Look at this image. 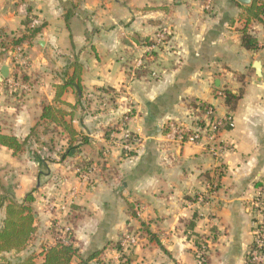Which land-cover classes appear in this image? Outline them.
<instances>
[{"label": "crops", "instance_id": "crops-1", "mask_svg": "<svg viewBox=\"0 0 264 264\" xmlns=\"http://www.w3.org/2000/svg\"><path fill=\"white\" fill-rule=\"evenodd\" d=\"M204 4L0 0V31L21 36L28 18L32 27L44 25L22 45L18 64L13 50L0 48V77L9 67L0 82V134L24 141L43 123L46 105L62 109L76 131L73 139L47 123L51 130L18 156L0 145V180L17 176L8 192L19 203L33 194L36 229L23 251L0 256L3 264L29 256L41 264L58 232L74 236L72 264H198L200 245L206 264H248L252 203L260 191L264 200V15L250 18L253 4L236 0H214L210 11ZM246 29L259 43L257 52L243 46ZM163 30L166 41L154 47ZM76 65L82 91L68 88L60 103L57 90ZM226 92L238 97L233 108ZM196 105L233 116L234 127L218 134L217 142L229 147L223 155L204 142L165 143L168 127L190 124ZM128 110L126 128L139 138L130 154L118 142ZM57 131L63 149L53 147ZM135 203L145 206L140 216ZM4 219L3 208L0 230ZM132 232L140 245L123 249L122 237Z\"/></svg>", "mask_w": 264, "mask_h": 264}, {"label": "trees", "instance_id": "trees-1", "mask_svg": "<svg viewBox=\"0 0 264 264\" xmlns=\"http://www.w3.org/2000/svg\"><path fill=\"white\" fill-rule=\"evenodd\" d=\"M247 12L250 18L262 21L261 17L264 15V5L255 1L251 7L247 8ZM32 22V18H28L25 21V31L21 36L9 35L4 31H0V48L3 53L14 50L16 47H22L25 42L32 41L42 32L44 25L32 27ZM242 43L249 51L257 52L259 50L257 39L251 33L247 32V29L243 31ZM75 67V72L72 77L57 90L56 99L60 103L62 96L68 88H75L79 92L82 91L81 69L78 65ZM17 70L19 71L20 68L17 67ZM14 77L16 78V75ZM237 100V96L231 92H226V102L229 106L233 108ZM66 116L67 114L62 109L47 105L43 106L41 116V122L43 123H38L24 141L21 142L13 135L0 134V145L9 148L15 156H18L27 150V146L33 140L39 142L41 133L47 134L51 130L47 123L61 126L74 139L76 131L68 124L65 119ZM34 201L32 193L28 194L22 203L7 198H2L0 201V212L3 208L5 209V219L3 221V227L0 230V256L11 251H23L32 240L36 231L34 226L35 210L32 207ZM60 236L62 234L58 232L55 236V245L46 250L44 261L41 264H72L73 258L78 255V249L74 247V236L72 233L67 232L64 238L66 242ZM0 264H3L2 260ZM18 264L38 263L35 261V256H29L21 260ZM80 264H87V262H81Z\"/></svg>", "mask_w": 264, "mask_h": 264}, {"label": "built area", "instance_id": "built-area-1", "mask_svg": "<svg viewBox=\"0 0 264 264\" xmlns=\"http://www.w3.org/2000/svg\"><path fill=\"white\" fill-rule=\"evenodd\" d=\"M206 11H210L213 7L214 0H204ZM167 39V32L163 30L156 39L153 40V46L164 43ZM17 57V63L22 57V47H16L13 50ZM18 64V63H17ZM16 81H12L14 86ZM193 117L190 124H171L164 134L165 143L176 145L181 148L184 145H195L204 142V147L208 148L212 153L218 151L219 156L229 150L224 143L217 142L218 134L225 128L232 129L234 127L233 116L228 114L224 117H218L215 108L209 105H196L193 109ZM131 111L128 110L123 118V135L118 140L119 147L124 153L130 154L134 151L136 145L139 144V138L126 128L129 121ZM86 177V176H85ZM199 201L204 202V195L199 196ZM135 214H140L145 210V206L135 203ZM252 210L255 213L252 222L253 242L247 253L248 264H264V200L260 191L252 203ZM64 239V238H63ZM66 242V240L64 239ZM141 243L140 235L137 232L125 234L120 242L123 249L132 246H138ZM198 264H204L207 260L206 248L202 246L197 251Z\"/></svg>", "mask_w": 264, "mask_h": 264}, {"label": "rangeland", "instance_id": "rangeland-1", "mask_svg": "<svg viewBox=\"0 0 264 264\" xmlns=\"http://www.w3.org/2000/svg\"><path fill=\"white\" fill-rule=\"evenodd\" d=\"M64 140H65L64 139V135L61 132L57 131V133H56V141H55L56 145L54 144L53 147H55V146L56 147H62V149H63L64 147L67 146V145L64 146V144H62L64 142ZM47 147H48L47 149H50V151L53 150V149L50 148V146H47ZM73 147L74 146H71L70 149L71 150L75 149ZM9 171L12 172L13 170H9ZM5 178H7V179H5L4 182H1V180H0V201L2 200V198L14 199L15 200L14 195H12V193H13V191H15V188L17 186V176L13 174V175H8ZM9 189L11 190L12 193L8 192Z\"/></svg>", "mask_w": 264, "mask_h": 264}, {"label": "water", "instance_id": "water-1", "mask_svg": "<svg viewBox=\"0 0 264 264\" xmlns=\"http://www.w3.org/2000/svg\"><path fill=\"white\" fill-rule=\"evenodd\" d=\"M236 1H238L240 4H242L244 6H251L254 2V0H236ZM254 68L257 72V76H261V66H260L259 62H257L254 65ZM8 76H9V67L4 66L2 71H1L0 82H3L4 80L8 79Z\"/></svg>", "mask_w": 264, "mask_h": 264}]
</instances>
